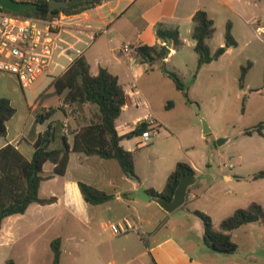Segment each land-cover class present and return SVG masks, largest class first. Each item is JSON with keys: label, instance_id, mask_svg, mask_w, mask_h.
I'll use <instances>...</instances> for the list:
<instances>
[{"label": "crops", "instance_id": "obj_1", "mask_svg": "<svg viewBox=\"0 0 264 264\" xmlns=\"http://www.w3.org/2000/svg\"><path fill=\"white\" fill-rule=\"evenodd\" d=\"M199 9L207 11L215 21L216 32L209 41L212 51L225 44V31L229 21L232 23V32L237 40V45H226L225 53L232 52L233 48L239 46L241 41L248 45L253 40L259 39L264 43V33L262 35L258 34V28L264 31V0H103L98 6L80 13L62 14L61 22L56 28L60 48L56 52L55 64L44 79V81L48 79L49 86L45 89L36 87L33 91H35V94L36 92L41 94L43 89L46 91L44 93L55 91V88L50 85L53 78L63 73L77 56L84 54L89 61L93 74H97L101 67H105L119 77V81L125 89L126 103L121 115L116 120V127L120 135L132 131L138 124L143 122L147 115L152 114L159 126L164 128V133L168 137L177 138L180 142L179 146L184 148L183 140L184 138L188 140V133L182 129L177 131L176 126L171 122V117L161 113L162 107L166 106L164 99L169 95L165 91L166 86L171 92L172 86H170L169 80L164 78V75L169 76L161 70L162 76L160 77L157 74L149 73L148 70L152 67L153 60L144 63L134 56L133 52L124 53L121 48L125 43H131L135 47L140 45H166L169 48V53L163 57L165 63H168L181 51L195 50L196 41L192 38L193 16ZM159 23L167 27H178L183 44L175 48L172 41V46H169L170 41L161 40L156 33ZM218 31L220 33L219 38H217L219 41L213 45ZM0 73L7 72L1 71ZM10 74L12 75V73ZM133 83L138 85L145 100V103L139 106L130 102L127 94V89ZM174 86L177 91L170 96L182 103L184 95L177 89L175 83ZM58 100V105L62 104L63 96L58 95ZM57 106H45L46 110L55 109L50 119L40 122V125L37 126L32 124L30 130L21 127L13 134L10 132L9 127L11 117L7 121V135L0 137V148L8 143H13L28 159H31L34 153L33 143L36 141L38 134L46 129L50 121L64 122L63 132L65 133L66 126V134L70 145L73 143L74 133L81 126L92 121H98L99 110L96 105L82 104L77 106V111L74 110L75 115L70 114L66 106L65 110ZM142 106L143 112L133 117L132 122L129 121L128 117L132 113L129 111L134 107L139 109ZM174 107L173 105L170 110H173ZM58 108L64 113L63 118H54ZM129 124L133 126L129 127ZM194 124L196 125V123ZM137 137L138 140L135 142L137 146H145L138 145L141 138L140 135ZM125 139L129 140L128 145H125ZM133 139L134 137H126L121 141V144L126 149L133 150ZM56 145H59V143L56 142L54 146ZM178 161V159L174 161L175 166ZM189 163L196 170L195 174L197 175L199 166L194 162ZM53 168V163H46L44 174L51 175V177L42 181L39 194L41 197L56 196L57 201L45 205L34 202L25 213L13 214L4 219L0 229V248L12 247L15 252L13 251L11 258L2 260L1 264L4 261V264H17L20 252L15 246L27 237H30L28 238L30 240L32 235L40 229H43V243L46 244L48 255L52 258L51 242L60 237L62 255L65 251V241L76 238L86 240L89 246L93 247L91 250L95 252V264H248L237 259L218 262V259L213 258L212 251L214 250L209 247L208 250L201 248L206 258L198 257L191 250V248H194V244L189 243L190 240L186 242L181 239L177 240L171 235L161 240L156 239L151 244L146 243L144 236L138 234V232L115 235L106 220L101 217L104 214L98 209L91 211V206L83 197L79 187V181H84L114 194L113 199L105 202V204L102 203L107 205L106 211H108L110 217L117 218L116 220L128 218L134 225L143 224L142 226H144L145 213L142 211L141 205L136 203V198L132 194V180L123 172L119 163L114 159L72 152L69 155V163L64 175L54 174ZM135 170L139 179L141 173L136 158ZM221 174L227 179H232L234 176L227 171H222ZM168 175L169 173L166 174V178ZM113 183H117L119 190L110 192L106 187L111 186ZM199 186L200 182L198 180V183L189 188L191 192H188L187 199ZM164 187L162 189L150 188L162 191ZM150 200L154 201L152 197ZM150 203L148 200L145 201V207ZM117 208H123L124 210L118 212ZM68 212L80 218L81 221L86 218L99 219L95 224L87 226V231L83 236H68L63 239L61 235H52L55 231L61 229V219ZM147 222L152 223L150 220ZM160 226L162 225L160 224ZM47 235L49 236L46 237ZM197 245L202 247L198 242ZM30 250H33V245ZM32 263L34 264L35 261L33 260Z\"/></svg>", "mask_w": 264, "mask_h": 264}, {"label": "rangeland", "instance_id": "obj_2", "mask_svg": "<svg viewBox=\"0 0 264 264\" xmlns=\"http://www.w3.org/2000/svg\"><path fill=\"white\" fill-rule=\"evenodd\" d=\"M219 36L218 31L213 45L219 41ZM226 44L227 42L223 46ZM198 61L196 50H188L179 52L168 63L163 58L152 62L149 73L162 76V66L175 71L189 88L191 99L197 103H187L184 96L180 103L170 96L177 90L172 79L164 75L172 87L171 92L167 86L165 88L169 93L168 98L164 99L167 108L162 107L161 113L171 117L177 131L186 130L189 138H184L182 148L177 138L168 137L164 133L163 127H160L159 134L145 146H137L135 142L138 135L134 136L132 146L141 177L129 178L132 180V194L136 203L141 205L145 213L146 221L138 234L144 236L146 243L151 244L156 239L161 240L171 235L177 240H190L189 243L194 244L191 250L198 257H205L201 248L208 250V246L203 241V222L194 210L200 209L208 213L215 224H218L237 208L246 207L252 201L260 203L264 208V177H253L264 168V135L245 133L246 129L264 120V43L259 39L248 45L241 41L232 52L224 53L217 60L203 65ZM248 62L251 65L247 69L242 87V66ZM9 74L0 73V92L11 100L16 109L9 123L10 132L13 134L21 127L30 130L32 124L40 125V122L35 121L37 113L45 109V106H57L59 100L54 90L50 91L52 93H44V89L49 86L48 79L44 81L46 76H40L32 87L23 89L15 75ZM36 87L44 88L41 90L42 95L38 92L35 94L33 90ZM169 101H174L173 110H170L173 106H168ZM129 112H132L128 117L132 122L133 117L143 112V106L139 109L134 107ZM57 117H64L59 108L54 114V118ZM204 122L210 128L208 133H204ZM131 126L133 125L129 124ZM128 141L124 140L125 145H128ZM176 159L194 162L199 166L197 175L200 186L190 194L183 207L170 213L155 201H151L146 190L150 187H164L169 176L166 178V174L175 169ZM222 171L233 174V178L227 179L221 174ZM106 189L113 192L119 190V186L113 183ZM147 200L151 203L145 207ZM89 206L91 211L98 209L104 214L101 217L107 224L124 220L111 218L106 211L107 205L101 203ZM116 210L119 212L124 209ZM98 219L86 218L81 221L68 212L61 219V229L52 235H61L63 239L68 236H83L87 226L95 224ZM148 220L152 223H148ZM160 224L162 226L159 227ZM232 237L238 243L239 249L234 253L212 251L213 258L218 259V262L237 259L248 264H264V224L250 222L242 225L232 232ZM28 238L30 237L15 246L20 252L17 264H33V260L34 264H53V258L48 255L46 244L43 243V229L33 234L30 240ZM197 242L202 247H198ZM32 245L33 250H30ZM64 246L61 264H95V252L86 240H67ZM13 251L12 247L0 248V264L2 260L11 258Z\"/></svg>", "mask_w": 264, "mask_h": 264}, {"label": "trees", "instance_id": "obj_3", "mask_svg": "<svg viewBox=\"0 0 264 264\" xmlns=\"http://www.w3.org/2000/svg\"><path fill=\"white\" fill-rule=\"evenodd\" d=\"M28 1H32L33 6L20 13L11 12L22 17L51 20L62 14L80 13L103 2V0H65L67 1L66 6L50 10L49 0ZM193 22L192 38L196 41L195 50L200 65L219 59L225 53L227 46L237 45L230 21L227 23L225 31L227 46H219L215 51L211 50L209 44L216 32L214 19L209 16L207 11L199 9L193 16ZM156 33L161 40L172 41L175 48L183 44L178 27H167L159 23ZM168 53L169 48L166 45H140L133 52L134 56L144 63L162 59ZM250 65L251 62H248L247 65L242 66L240 76L242 87H244L245 76ZM162 71L173 80L177 89L183 93L187 103H197L191 99L189 88L178 73L168 70L164 66H162ZM50 85L55 88L59 96H63L59 108L65 110V105L68 104L77 111L76 107L82 104L96 105L99 110L98 121L81 126L74 133L72 145L68 142L67 134L63 132L64 122L50 121L33 143L34 153L31 159H28L13 143H8L0 148V229L6 217L25 213L34 202L45 205L57 201L56 196L41 197L39 194L42 181L51 177V175L44 174L45 165L48 162L53 163V173L64 175L67 171L69 155L72 152L114 159L127 176L138 178L135 170L134 150L126 149L121 141L126 137L131 138L141 134L148 128V123L142 122L125 135L119 134L116 120L121 115L126 103V92L119 77L105 67H101L97 74H93L89 61L84 54H81L63 73L55 76ZM173 105L174 101H169L168 106ZM15 111L11 100L0 92V137L7 135V121L15 114ZM54 111V108L43 109L37 113L36 121L45 122ZM245 133L264 135V120L246 129ZM56 142L59 145L54 146ZM187 173H196V170L189 162L178 161L175 169L169 174L162 191H157L154 188H148L146 191L151 197L163 195L172 199L181 177ZM253 177L255 179L264 177V168ZM79 187L83 197L90 204L105 203L115 197L114 194L84 181H79ZM190 192L191 189H189ZM194 213L203 222L204 243L217 252L234 253L239 249L238 243L232 237V232L235 229L250 222L264 224V208L256 201L250 202L246 207L237 208L218 224H215L208 213L200 209L194 210ZM51 247L53 264H61V238H55L51 242Z\"/></svg>", "mask_w": 264, "mask_h": 264}, {"label": "built area", "instance_id": "obj_4", "mask_svg": "<svg viewBox=\"0 0 264 264\" xmlns=\"http://www.w3.org/2000/svg\"><path fill=\"white\" fill-rule=\"evenodd\" d=\"M61 16L51 20L22 17L0 6V71L16 75L23 89L32 87L55 64L56 52L60 48L56 28L61 22ZM263 33L258 28V34ZM135 48L131 43H125L121 50L129 54ZM127 94L130 102L136 106L145 103L136 83L127 89ZM65 106L70 114L75 115L73 107L68 104ZM143 122L148 123V128L139 134L141 140L138 145L148 144L160 132V126L152 114L147 115ZM66 129L65 126V133ZM109 227L115 235H122L130 231L140 232L143 226L134 225L128 218H124L109 223Z\"/></svg>", "mask_w": 264, "mask_h": 264}, {"label": "water", "instance_id": "obj_5", "mask_svg": "<svg viewBox=\"0 0 264 264\" xmlns=\"http://www.w3.org/2000/svg\"><path fill=\"white\" fill-rule=\"evenodd\" d=\"M33 4L34 3L32 1L28 0H0L1 7L16 13L22 12L23 10L33 6ZM66 5L67 1L65 0H49L50 10L58 9ZM169 46H172L171 41L169 43ZM208 132H210V128L208 124L204 122V133ZM198 180L199 178L195 173L184 174L178 183L172 199H168L163 195L153 196L152 199L156 203H158L165 211L171 213L185 204L188 197L189 188L192 185L198 183Z\"/></svg>", "mask_w": 264, "mask_h": 264}]
</instances>
